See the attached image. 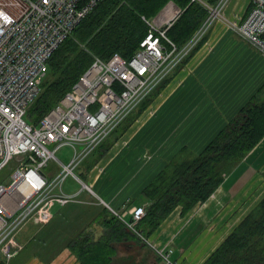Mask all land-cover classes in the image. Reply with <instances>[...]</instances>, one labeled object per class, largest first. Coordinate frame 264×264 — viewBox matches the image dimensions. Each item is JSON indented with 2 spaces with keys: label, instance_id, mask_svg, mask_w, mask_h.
Listing matches in <instances>:
<instances>
[{
  "label": "built area",
  "instance_id": "built-area-1",
  "mask_svg": "<svg viewBox=\"0 0 264 264\" xmlns=\"http://www.w3.org/2000/svg\"><path fill=\"white\" fill-rule=\"evenodd\" d=\"M98 1L0 0V170L15 160L8 178L0 180V255L7 260L20 247L16 234L25 223L33 218L48 222L56 204L78 200L82 190L90 192L81 177L74 174L78 167L70 164L80 165L114 127L135 111L215 20L225 19L227 26L264 55V0H249L246 13L236 23L224 15L228 0H218L215 5L188 0L205 8L207 16L180 48L166 35L181 11L169 1L154 17L141 16L148 31L131 57L119 53L108 59L94 56L92 67L59 102L36 124L28 122V108L37 94L23 75L43 80L55 47ZM62 146L71 148L67 161L57 155ZM52 160L59 163L58 167L47 169ZM68 176L81 183L77 192L64 190ZM144 213V208L138 207L130 219L121 220L138 232L135 227ZM166 252L158 253L164 264H179Z\"/></svg>",
  "mask_w": 264,
  "mask_h": 264
},
{
  "label": "crops",
  "instance_id": "crops-1",
  "mask_svg": "<svg viewBox=\"0 0 264 264\" xmlns=\"http://www.w3.org/2000/svg\"><path fill=\"white\" fill-rule=\"evenodd\" d=\"M248 1L238 15H244ZM218 20L149 106L86 173L96 195L110 206L90 204L89 192L80 195L81 191L78 200L57 207L45 227L35 225L32 229L34 245L42 246L43 236H47L52 255L47 261L31 255L32 261L28 257L22 264H77L72 241L86 234L97 240L115 222L114 218L100 219L104 208L122 212L137 204L147 207L143 190L158 172L171 160L180 159L181 151L198 153L257 91L264 82V55ZM249 154L254 163L264 162V137ZM237 167L207 200L186 214L180 213V206L175 207L148 236L150 244L137 241L130 229L126 230L130 237H113L114 258L121 264H164L158 251L172 248V258L179 264H202L251 208L241 197L245 182ZM255 184L252 182L248 194ZM67 225L78 231L63 232ZM50 244H55L54 252Z\"/></svg>",
  "mask_w": 264,
  "mask_h": 264
},
{
  "label": "trees",
  "instance_id": "trees-1",
  "mask_svg": "<svg viewBox=\"0 0 264 264\" xmlns=\"http://www.w3.org/2000/svg\"><path fill=\"white\" fill-rule=\"evenodd\" d=\"M168 1L99 0L51 55L41 91L28 108L27 121L36 124L55 106L81 73L92 64L94 56L108 59L112 54L119 53L124 58L131 57L148 31V25L141 16H155ZM172 1L181 8V14L166 30V35L180 48L204 21L207 11L188 0ZM205 1L211 5L218 2ZM206 37L207 34L127 116L123 131L149 106L152 98L166 86L176 70ZM263 137L264 82L198 153L171 160L148 183L143 193L149 203L145 207L144 216L136 225L137 231L149 236L175 207L180 206V213L184 215L197 203L207 200ZM104 140L77 168L83 180L113 143L112 139ZM180 153L183 155L184 151ZM107 214L104 208L102 215L105 217ZM112 218L115 222L108 227L109 232L97 240L86 234L72 241L77 264H121L114 258L115 253H112V239L118 235L122 238L130 237L126 230L131 228L119 217L113 215ZM129 231L139 241L137 233ZM1 260L0 264L4 263ZM202 264H264V195Z\"/></svg>",
  "mask_w": 264,
  "mask_h": 264
},
{
  "label": "rangeland",
  "instance_id": "rangeland-1",
  "mask_svg": "<svg viewBox=\"0 0 264 264\" xmlns=\"http://www.w3.org/2000/svg\"><path fill=\"white\" fill-rule=\"evenodd\" d=\"M247 0H228L225 4V7L223 9L224 11V15L226 18H228L232 23L233 22H237L239 21V16L238 15L239 13H241L242 11V7L246 4ZM246 6V5H245ZM245 10V9H244ZM221 19H219L218 21H220ZM225 24H228L229 25V22H226L225 19H223ZM216 21V20H215ZM211 28V27H210ZM210 31V29L208 30V32L206 34H208ZM185 59V58H184ZM183 59V60H184ZM182 60V61H183ZM181 61V62H182ZM180 62V63H181ZM127 118V117H126ZM125 118V119H126ZM125 119L121 122V124L116 127V129L114 130V132L110 133L108 135V137L105 139V140H109V139H112V142L117 140L120 135L122 134V132H124L122 129L124 127V125L126 124ZM124 122V123H123ZM123 126V127H122ZM122 130V131H121ZM118 137V138H117ZM117 138V139H116ZM104 140V141H105ZM96 149V148H95ZM94 149V150H95ZM93 150V151H94ZM258 151V150H257ZM92 153V152H91ZM90 153V154H91ZM71 154V148L69 146H62L61 148L58 149L57 151V155L58 157H60L63 161H67L69 156ZM89 154V155H90ZM189 154H196L195 152H184L183 153V156H188ZM260 153L257 152V155H259ZM88 155V156H89ZM251 154H248L239 164H238V167H237V173H239L241 175V177H243L242 179L244 180L245 182V185L244 187L241 188V192L244 194V195H241V197H245L244 199V204L245 205H248L247 208H252L255 203H257L261 198L262 196L264 195V162H262L260 164L257 163V162H253L249 156ZM87 156V157H88ZM260 156V155H259ZM86 157V158H87ZM84 158V159H86ZM15 160H11L7 165H5L1 170H0V180L3 178V176H7L10 171L14 168L15 166ZM58 162L56 160H52L48 163V166H47V169H52V168H57L58 167ZM116 162L114 164H111L108 168H107V172H110V170H112L115 166ZM254 164V165H253ZM260 164V165H259ZM259 165V166H258ZM79 167V166H78ZM257 168V169H256ZM75 173L78 175V171L77 169L75 170ZM233 173H235V171H233ZM85 174V173H84ZM79 176V175H78ZM8 178V176H7ZM82 179V178H81ZM83 180V179H82ZM87 184H89L87 182V179L84 177V180ZM252 182L253 183H257L255 184V188L252 189L251 191V194H248V191H250L251 189V185H252ZM90 185V184H89ZM91 186V185H90ZM63 188L66 192L68 193H73V192H77L80 188H81V183L79 182H76L72 176H68L66 177V179L64 180V183H63ZM83 191V190H82ZM87 192L84 190L80 195H86ZM89 197L91 198V200L93 201L92 203L90 204H98L99 206H104L105 204H102L100 199L95 196L94 194L90 193L89 192ZM79 196L76 197V199H79L78 198ZM96 200V201H95ZM69 203V202H68ZM67 204V203H66ZM107 204V203H106ZM65 205V204H63ZM61 205L59 204H56L53 209H52V216L51 218L49 219V221L52 219L53 217V212L56 211L57 207H60ZM110 206V205H109ZM250 209H247V212L248 210H251ZM65 209V208H64ZM64 209H61V211L63 212ZM91 210H93V208H90L89 211L90 213L92 212ZM109 210H111L109 208ZM60 211V210H59ZM107 211V215L105 216H102L100 217V219L103 220L104 219H108V217L110 219H113L112 216L115 215L117 217H119L115 212H113L112 210L111 211ZM126 219H129L130 218V214L127 213L126 214ZM48 221V222H49ZM48 222H45V223H42V222H39L38 220L36 219H32V220H29L27 223H25L21 229L17 232L16 234V239L15 241H17L20 245V247L17 249V251L15 252V256L14 258H10L11 260L9 261V259L7 260V257L6 256H2V259L1 261H4V263L2 264H22V261L28 257L31 258V255H32V258L34 256H37L39 258H42L43 261H47V259L49 258L50 255H52L51 253V250H49L47 248L48 246V238L47 236H43V245H34L33 243V240H32V229L34 228L35 225H39L41 227H45ZM84 224V223H83ZM137 227H135V229L137 230ZM66 229V230H65ZM71 230V226L67 225L66 228H64L63 232H67ZM132 231V229H130ZM71 231H73V234H75L78 230L77 228H73ZM136 232V231H135ZM137 233V236L139 238V240L143 243H147V244H150V240L148 238V236H144V235H141L138 232ZM45 235V234H44ZM51 248H52V252L55 251V248H57L58 246H60V242L55 246V244H53V246H55V248L50 244ZM46 247V248H45ZM62 247V246H61ZM61 247H59L58 249H60ZM152 247V246H151ZM45 248V249H44ZM156 249V248H155ZM156 250H159V249H156ZM163 251H167L166 254L168 253H171V260L172 261H176L172 258V253H173V249L170 248L169 250L168 249H163ZM40 253H43V254H40ZM159 253V251H158ZM40 254V255H39ZM32 258H31V261H32ZM36 258V257H35ZM29 259V258H28ZM27 259V260H28ZM26 260V261H27ZM25 263V262H24Z\"/></svg>",
  "mask_w": 264,
  "mask_h": 264
},
{
  "label": "bare ground",
  "instance_id": "bare-ground-1",
  "mask_svg": "<svg viewBox=\"0 0 264 264\" xmlns=\"http://www.w3.org/2000/svg\"><path fill=\"white\" fill-rule=\"evenodd\" d=\"M169 1H172V0H169ZM168 1V2H169ZM174 2V1H173ZM178 13L179 14H181V11H178ZM154 17V16H153ZM150 18H152V17H150ZM177 18V17H176ZM220 19V18H219ZM175 20V19H174ZM210 29V28H209ZM208 32V31H207ZM66 38V37H65ZM64 38V39H65ZM63 39V40H64ZM63 40H61V42L63 41ZM61 42H59V44L55 47V49L61 44ZM55 44V43H54ZM198 44V43H197ZM55 49L53 50V52L55 51ZM53 52H52V54H53ZM134 53H135V51H134ZM133 53V54H134ZM51 54V55H52ZM51 57V56H50ZM186 56H184V58H185ZM50 59V58H49ZM183 60V59H182ZM181 60V61H182ZM49 61V60H48ZM180 61V62H181ZM93 63H94V60H93V62H92V64L83 72V73H81V75H83L88 69H90L91 67H92V65H93ZM48 69H49V65L47 64V72H48ZM47 72H46V75H47ZM1 74L2 73H0V76H1ZM80 75V76H81ZM23 76H25V78L27 79V83H28V85L29 86H31V88L33 89V91L37 94V96L39 95V93H40V91H41V83H42V81L43 80H38V79H36L34 76H32V75H29V74H25V75H23ZM79 76V77H80ZM121 124V122L116 126V127H118L119 125ZM116 127H114L105 137H104V139L116 128ZM103 139V140H104ZM102 140V141H103ZM101 141V142H102ZM100 142V143H101ZM99 143V144H100ZM98 144V145H99ZM97 145V146H98ZM97 146H95V148H97ZM94 148V149H95ZM93 149V150H94ZM93 150L91 151V152H93ZM90 152V153H91ZM90 153H88L84 158H86ZM83 158V159H84ZM82 159V160H83ZM79 165H76V166H74L73 165V163L72 164H70V167H72V168H77ZM74 174L80 179V177L75 173V169H74ZM7 178V177H6ZM85 182V181H84ZM85 184V186H86V188L90 191V192H92L93 194H95L96 195V193H95V191H94V189L89 185V184H87L86 182L84 183ZM102 201H104L105 203H107L108 204V202L107 201H105L104 199H102V198H100ZM109 205V204H108ZM138 207H143L144 208V210H145V206L143 205V204H141V205H134V206H132L131 208H129V209H127V210H124V211H122V212H119V211H115V212H117L118 214H119V216L121 217L120 219H122L124 222H125V219L127 218L126 217V214L127 213H129L130 214V217H132V215H133V212H134V210L136 209V208H138ZM145 214V213H144ZM144 216V215H143ZM142 216V217H143ZM130 219V218H129ZM130 228V227H129ZM132 229V228H131Z\"/></svg>",
  "mask_w": 264,
  "mask_h": 264
}]
</instances>
